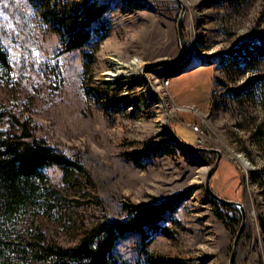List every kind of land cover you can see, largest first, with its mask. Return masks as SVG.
I'll return each mask as SVG.
<instances>
[{
  "label": "rangeland",
  "instance_id": "rangeland-1",
  "mask_svg": "<svg viewBox=\"0 0 264 264\" xmlns=\"http://www.w3.org/2000/svg\"><path fill=\"white\" fill-rule=\"evenodd\" d=\"M182 1L186 55L146 69L149 85L143 65L180 54L177 1L0 0V38L12 66L0 71V129L21 132L11 113L81 165L67 178L61 167H45L46 201L18 213L13 241L72 247L100 222L128 220L134 205L184 194L157 230L118 237L108 264H229L240 210L212 202L204 182L216 154L182 148L167 117L187 144L200 145L197 124L207 134L201 146L222 151L211 189L246 211L234 264H264V82H251L264 72V57L254 69L228 57L264 34V0ZM100 8L90 38L69 49ZM121 69L125 75L107 79ZM150 86L165 107L154 105ZM230 88L241 91L231 96ZM28 259L15 261L45 264Z\"/></svg>",
  "mask_w": 264,
  "mask_h": 264
},
{
  "label": "trees",
  "instance_id": "trees-1",
  "mask_svg": "<svg viewBox=\"0 0 264 264\" xmlns=\"http://www.w3.org/2000/svg\"><path fill=\"white\" fill-rule=\"evenodd\" d=\"M103 12L104 8H100L86 16L85 26L69 38V49L83 45L90 38L89 25L99 19ZM228 57L233 65L242 64L254 69L260 58L264 57V34L252 36L246 44H240L232 50ZM11 70L10 54L0 38V71L9 74ZM262 81L264 72L255 73L251 80L255 83ZM240 91L239 88H230L229 92L233 96ZM5 113L0 111V116ZM9 114L13 120L11 127L18 125L21 132L16 134L13 130L7 132L0 129V264H17V256L22 260H43L45 264H108L118 237L127 231H140L144 236L146 226L157 230L163 213L184 195L170 197L158 204L134 205L133 214L128 220L100 222L90 235L83 236L72 247H43L32 242H15L11 238L14 218L19 212L40 206L46 201L45 167L57 165L67 178L74 170H80L81 165L44 139L36 137L27 121H20L15 115ZM211 200L219 207L228 206L214 198ZM219 215L222 217L223 214Z\"/></svg>",
  "mask_w": 264,
  "mask_h": 264
},
{
  "label": "water",
  "instance_id": "water-1",
  "mask_svg": "<svg viewBox=\"0 0 264 264\" xmlns=\"http://www.w3.org/2000/svg\"><path fill=\"white\" fill-rule=\"evenodd\" d=\"M179 3L180 5V14L178 16L177 19V35H178V41L180 44V54L178 57L173 58V59H167V58H163V59H159V60H155L153 62H147L143 65V76L146 78L147 82L149 85L150 81L148 80L147 76L145 75V70L148 69L149 67H153V66H158V65H162V64H176L181 62L185 55H186V44H185V39H184V34H183V17H184V12H185V4L182 0H175ZM154 91V90H153ZM155 92V91H154ZM156 93V92H155ZM166 128L168 130V132L172 135V137L180 144V146L186 150L189 151H195V152H199V151H207V152H213L216 154V158L214 163L211 165V167L208 169L207 174L205 176V182H204V186L205 189L207 191V193H209L213 198H215L216 200L223 202L227 205H230L232 207L238 208L240 210V214H241V222L239 225V228L236 232V235L234 237L233 240V244H232V249H231V253H230V257H229V264H234L235 261V256L237 253V248H238V243H239V238L241 236V233L243 231V228L245 226V222H246V211L242 205L241 202L235 201V200H227L225 198H222L220 196H218L217 194H215L210 186V180L211 177L213 175V173L215 172V170L217 169V166L219 164V160L222 156V151L218 148L212 147V146H198V145H189L186 142H184L177 134L176 132L173 130V128L171 127L167 117H166Z\"/></svg>",
  "mask_w": 264,
  "mask_h": 264
},
{
  "label": "bare ground",
  "instance_id": "bare-ground-1",
  "mask_svg": "<svg viewBox=\"0 0 264 264\" xmlns=\"http://www.w3.org/2000/svg\"><path fill=\"white\" fill-rule=\"evenodd\" d=\"M204 57V56H203ZM207 56H205L204 58H206ZM137 60V58L136 57H134L133 59H132V62H135ZM138 62H139V60H137ZM121 71H123L122 69L121 70H118L117 72H115V73H113V72H106L105 74L106 75H108L109 77H107V79H113V78H116V77H121V76H123V75H125V73L124 72H121ZM169 76V75H168ZM150 88H151V90L155 93H153V101H154V105L155 106H158V107H163L165 104H164V101H163V99H162V96L159 94V92L157 91V90H155L154 88H153V86H150ZM165 107V106H164ZM166 125V124H165ZM198 146H201V145H198ZM238 156H239V158H240V160L242 161V162H244L243 164L244 165H246L247 166V163H246V159L244 158V157H242L243 155L242 154H238Z\"/></svg>",
  "mask_w": 264,
  "mask_h": 264
},
{
  "label": "built area",
  "instance_id": "built-area-1",
  "mask_svg": "<svg viewBox=\"0 0 264 264\" xmlns=\"http://www.w3.org/2000/svg\"><path fill=\"white\" fill-rule=\"evenodd\" d=\"M168 83L169 80L165 79ZM191 129L197 133L196 142L200 145H204L205 141L207 140V134L204 132L201 126L197 124H192Z\"/></svg>",
  "mask_w": 264,
  "mask_h": 264
},
{
  "label": "crops",
  "instance_id": "crops-1",
  "mask_svg": "<svg viewBox=\"0 0 264 264\" xmlns=\"http://www.w3.org/2000/svg\"><path fill=\"white\" fill-rule=\"evenodd\" d=\"M198 65H203V66L205 65V66H206V65H210V63L198 64ZM198 65H194V66H191V67L187 68V69H188L187 71H189V70H191V69H194V68H195L196 66H198ZM215 70H216V68H215ZM215 73H216V71H215ZM214 77H215V75H214ZM212 96H213V94H212ZM212 96H211V97H212Z\"/></svg>",
  "mask_w": 264,
  "mask_h": 264
}]
</instances>
